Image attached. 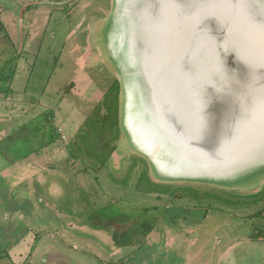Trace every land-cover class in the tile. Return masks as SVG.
<instances>
[{"label": "rangeland", "instance_id": "374dc122", "mask_svg": "<svg viewBox=\"0 0 264 264\" xmlns=\"http://www.w3.org/2000/svg\"><path fill=\"white\" fill-rule=\"evenodd\" d=\"M112 3L0 0V152L29 178L0 170V264H264L263 180L163 183L123 147Z\"/></svg>", "mask_w": 264, "mask_h": 264}, {"label": "water", "instance_id": "95a60500", "mask_svg": "<svg viewBox=\"0 0 264 264\" xmlns=\"http://www.w3.org/2000/svg\"><path fill=\"white\" fill-rule=\"evenodd\" d=\"M94 42L123 147L157 181H264V0H113Z\"/></svg>", "mask_w": 264, "mask_h": 264}, {"label": "crops", "instance_id": "0c3cea01", "mask_svg": "<svg viewBox=\"0 0 264 264\" xmlns=\"http://www.w3.org/2000/svg\"><path fill=\"white\" fill-rule=\"evenodd\" d=\"M6 127L4 126V127H2V128H0V132H2V133H4V132H6ZM2 154H3V152H2ZM6 162H7V164H8V170H6V173H7V175L5 176L6 178H10V177H12L13 179L15 178V177H17L18 178V184L19 183H22L23 184V182H25V181H27L29 178H27V175L25 174H23L22 172L19 174L18 172H17V170H16V173H14V167H13V165L11 166V168L9 167V163H8V161L6 160ZM28 168V172H26L27 174H32V179H34L35 178V176L40 172L39 171V168L38 167H36L35 166V164H29V165H27V167H26V169ZM10 170V172H8ZM4 173V172H3ZM3 173H1V175H3ZM17 175V176H16ZM31 179V180H32ZM17 186V185H16Z\"/></svg>", "mask_w": 264, "mask_h": 264}, {"label": "trees", "instance_id": "16d2710c", "mask_svg": "<svg viewBox=\"0 0 264 264\" xmlns=\"http://www.w3.org/2000/svg\"><path fill=\"white\" fill-rule=\"evenodd\" d=\"M0 29H1L2 31L5 30V29H4V26H3L2 23H1V21H0ZM9 77H10V78L12 77V73L9 74ZM9 77H8V78H9ZM8 82H11V80L9 79ZM118 99H119V97H118ZM118 136H120V131H118ZM118 139H119V138H118ZM110 153H111V152H109L107 159L109 158ZM260 215H262V213H261ZM251 239H253V240H263V239H264V230H261L260 233H256V234L252 235V236H251Z\"/></svg>", "mask_w": 264, "mask_h": 264}]
</instances>
